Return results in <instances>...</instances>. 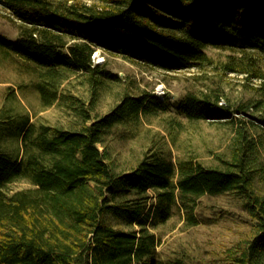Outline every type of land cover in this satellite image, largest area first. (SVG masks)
I'll use <instances>...</instances> for the list:
<instances>
[{
    "label": "trees",
    "instance_id": "obj_1",
    "mask_svg": "<svg viewBox=\"0 0 264 264\" xmlns=\"http://www.w3.org/2000/svg\"><path fill=\"white\" fill-rule=\"evenodd\" d=\"M0 6L19 26L15 39L0 34V51L33 73L45 106L59 98L70 74L96 91L120 79L93 62L97 48L165 71L208 64V46L229 48L247 55L239 69H230H250L264 81V0H0ZM217 99L188 93L174 108L191 121L237 119L218 166L190 155L173 161L162 146L148 143L134 165L117 167L104 136L114 124L165 110L167 102L151 92L123 91L111 110L95 117L76 96L78 129L4 109L0 123L19 147L0 146V264H188L159 256L154 229L176 202L196 224L197 199L227 191L243 197L253 222L252 234L230 250L233 264H264L254 123L233 118ZM18 179L30 185L10 188Z\"/></svg>",
    "mask_w": 264,
    "mask_h": 264
},
{
    "label": "rangeland",
    "instance_id": "obj_2",
    "mask_svg": "<svg viewBox=\"0 0 264 264\" xmlns=\"http://www.w3.org/2000/svg\"><path fill=\"white\" fill-rule=\"evenodd\" d=\"M18 33V21L0 6V34L15 39ZM205 51L211 59L208 64L165 71L97 48L92 54L93 62L120 79L96 91L80 75L70 74L60 86L59 98L46 106L33 86V73L18 59L0 51V119L6 114L4 109L9 108L28 115L36 123L78 129L82 115L71 102L76 96L82 101V107L95 117L111 110L123 91L151 92L160 101L167 102L165 110L141 116L136 122L114 124L104 136L117 167L134 165L148 143L162 146L164 155L173 161L190 155L205 165L218 166L221 158H227L237 119L235 122L225 121L230 117L191 121L174 108L188 93L218 98L219 104L232 111L233 118L238 116L254 123L251 131L258 143L261 164L255 179L257 186L264 189V81L250 69L241 72L229 68L239 69L247 62L245 53L212 46ZM261 67L264 68V58ZM3 126L6 125L0 123V146L15 152L19 141ZM29 185L26 179H18L9 187ZM149 194L150 202H154V192L149 190ZM194 211L198 222L190 224L180 203L176 202L169 218L154 229L160 238L159 256L181 257L188 264H233V249L253 232L243 197L232 191L204 194L197 199Z\"/></svg>",
    "mask_w": 264,
    "mask_h": 264
}]
</instances>
